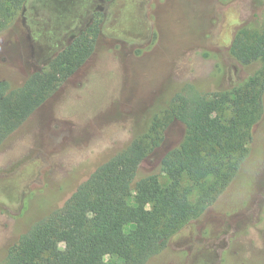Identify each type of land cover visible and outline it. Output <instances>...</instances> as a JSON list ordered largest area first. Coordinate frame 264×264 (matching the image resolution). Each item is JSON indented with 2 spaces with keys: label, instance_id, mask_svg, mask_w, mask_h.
Masks as SVG:
<instances>
[{
  "label": "rangeland",
  "instance_id": "374dc122",
  "mask_svg": "<svg viewBox=\"0 0 264 264\" xmlns=\"http://www.w3.org/2000/svg\"><path fill=\"white\" fill-rule=\"evenodd\" d=\"M95 12V48L75 68ZM246 22L264 24V0H27L0 31V79L11 89L33 73L56 80L0 149V208L9 211L0 209V264L9 245L134 139L147 148L140 173L166 184L157 162L185 133L165 113L170 100L234 87L245 96L250 76L255 90L264 84L263 65L241 66L229 54ZM218 114L231 118L229 104ZM247 146L227 188L145 264H264V93ZM196 192L188 195L193 205Z\"/></svg>",
  "mask_w": 264,
  "mask_h": 264
},
{
  "label": "trees",
  "instance_id": "16d2710c",
  "mask_svg": "<svg viewBox=\"0 0 264 264\" xmlns=\"http://www.w3.org/2000/svg\"><path fill=\"white\" fill-rule=\"evenodd\" d=\"M26 1L0 0V31L21 17ZM96 16L100 13L93 17L92 39H78L82 52L76 51L75 68L95 48L101 23ZM229 54L241 66H264V24H241ZM248 79L245 96L234 87L210 97L177 94L170 100L165 113L182 123L185 133L181 143L164 152L157 162L158 171L167 176L166 184H160L156 173H140L147 148L134 139L98 166L60 207L34 222L9 245L2 264H116L115 260L118 264H145L168 249L179 226L216 200L248 156L247 144L264 93L263 83L255 90V76ZM55 80L50 74L33 73L22 86L11 89L0 79V149L49 98ZM226 103L232 115L221 122L218 111ZM183 179L190 187L181 185ZM194 188L196 205L188 201Z\"/></svg>",
  "mask_w": 264,
  "mask_h": 264
}]
</instances>
